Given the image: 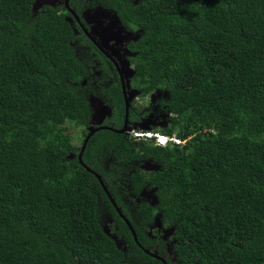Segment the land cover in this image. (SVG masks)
I'll list each match as a JSON object with an SVG mask.
<instances>
[{"label": "trees", "instance_id": "obj_1", "mask_svg": "<svg viewBox=\"0 0 264 264\" xmlns=\"http://www.w3.org/2000/svg\"><path fill=\"white\" fill-rule=\"evenodd\" d=\"M35 2L0 0V264H264V0H69L137 34L124 83L154 95L147 132L183 142L100 130L81 161L101 183L68 157L91 120L121 129L117 70L62 5ZM108 196L149 251L153 214L169 227L162 261Z\"/></svg>", "mask_w": 264, "mask_h": 264}, {"label": "rangeland", "instance_id": "obj_2", "mask_svg": "<svg viewBox=\"0 0 264 264\" xmlns=\"http://www.w3.org/2000/svg\"><path fill=\"white\" fill-rule=\"evenodd\" d=\"M85 21L87 22V24L89 25L90 31L88 33V35L92 38L95 37L96 35H98L99 33H103L104 38H102L100 36V46L104 49V51L109 54L111 57L116 58L117 61H119V58L115 57L113 55L114 51L113 49L107 48L106 47V43L108 40V37L111 39L110 43L112 41L117 42V45H122L124 43H126L129 39L134 40L137 37V34H135L134 32L130 31V30H126V29H121L120 26L118 25V21L116 19V17L106 11H102V10H98L96 11V9H92L89 11V9H87V14L85 16ZM117 50V49H116ZM119 52H121L122 48H118ZM117 50V51H118ZM121 69L124 71L125 69H123V67H121ZM126 71V70H125ZM124 71V72H125ZM154 95L146 97L144 99L141 100L140 97H138L137 99H134L131 106L135 107L136 111H139V114L143 111H145V109H147L150 105V101L153 100ZM92 103V111H94L96 109L97 103L94 102V99L91 100ZM153 112H158V110L156 109ZM159 112L155 114V116H153V121H155L156 119H159ZM91 122H95V120H91ZM147 124V120H142L138 123V127L141 129H144V131H147V127H149V124L146 126ZM67 131L69 132V134L71 136L74 137H78L79 136V132L77 130V128L69 126L67 128ZM126 134H130L131 136H137L139 137L141 134L137 131V130H132L129 129L126 131ZM80 140H75L74 141V145L76 147L80 146ZM144 195L143 198H153V190H149V191H144L142 193V196ZM109 223L106 225V231L109 229Z\"/></svg>", "mask_w": 264, "mask_h": 264}, {"label": "water", "instance_id": "obj_3", "mask_svg": "<svg viewBox=\"0 0 264 264\" xmlns=\"http://www.w3.org/2000/svg\"><path fill=\"white\" fill-rule=\"evenodd\" d=\"M58 4L62 5L75 19L76 21L78 22V18L77 16L75 15V13L72 11V9H70L69 7V0H36L35 2V6H49V7H56ZM84 33L88 36V38L94 42V40L86 33L85 30H83ZM94 44V43H93ZM95 45V44H94ZM96 46V45H95ZM97 47V46H96ZM104 55V57L106 59H108L112 64L113 66L115 67V69L117 70V74H118V77H119V81H120V84H121V92H122V97H123V103H124V121H123V125L121 127V129H113L109 126H103V125H100L101 121H102V118L104 116H101L100 117V120L98 121V125H97V122H96V125H90L86 128V135L82 141V144L80 146V150L79 152L74 155L73 153H70L69 155V159H73L74 157H76L77 161L79 162V164L82 165V167L89 171L90 173L94 174V176L96 177V179L99 181V183H101V180H100V177H98L94 172H92L86 165L83 164V162L81 161V158H82V155H83V152L85 150V146H86V143L88 142L89 138L96 132L100 131V130H108V131H111L113 133H117V134H126V131L130 129V127H128V113H129V109H130V104L131 102L136 98V96L138 95V92L133 90V89H129L128 87V84L127 83H124V79L126 78H129L132 76V70L129 68V63L128 61L126 60L125 58V54H120L119 51H116L118 57H120V60L119 61H115L111 58V56L109 54H107L104 50H102V48H100L99 46L97 47ZM121 67H123V69H125L124 71L121 69ZM128 89V90H126ZM105 109V108H104ZM103 115H109V112H104ZM141 129V128H140ZM148 129V127H147ZM146 129V130H147ZM144 130V129H143ZM104 190V188H103ZM109 197V196H108ZM109 200L113 206V208L115 209V211L118 213L120 219L125 223V225L128 227L131 235H132V238L133 240L137 243L138 245V242L136 240V236H135V233L130 225V223L128 222V220L124 217V215L120 212V210L116 207V205L114 204L113 200H111V198L109 197ZM105 233L107 235H109L108 231L105 230ZM168 232H166L167 234ZM139 246V245H138ZM140 247V246H139ZM143 251L149 255L150 253L143 249ZM159 260H161V258H159ZM162 261V260H161Z\"/></svg>", "mask_w": 264, "mask_h": 264}, {"label": "flooded vegetation", "instance_id": "obj_4", "mask_svg": "<svg viewBox=\"0 0 264 264\" xmlns=\"http://www.w3.org/2000/svg\"><path fill=\"white\" fill-rule=\"evenodd\" d=\"M58 5H60V4H58ZM90 11V10H89ZM86 14H87V10L86 11H84L83 13H81L80 14V18L78 19V25L80 26V28L82 29V30H86L85 28H84V25H85V27L87 26V28L89 29V26H88V24H87V22L85 21V16H86ZM79 20H81V22L79 21ZM84 24V25H83ZM87 33V32H86ZM88 34V33H87ZM100 36L102 37V38H104V35H103V33H99L98 35H96L95 37H92V39L94 40V42H92V43H94L97 47L99 46L100 48H102L101 46H100V42H101V40H100ZM108 40L109 41H107V45H106V47L107 48H110V49H113V50H115L114 51V53H113V55L115 56V57H117V58H119V60H120V57H118V55H117V53H116V51L118 50V48H122V50H121V52H119L120 54H125L126 52H127V50H126V48H124L125 47V44L126 43H124V44H122V45H117V42H115V41H112L111 43H110V38L108 37ZM117 49V50H116ZM102 50H104L103 48H102ZM119 51V50H118ZM113 60H115V61H117V59L116 58H113V57H111ZM149 108V107H148ZM147 108V109H148ZM147 109H145V111L147 110ZM145 111H143V112H141L140 113V121H142V120H147V124H146V126L148 125V124H151L152 122H154L153 121V118L151 119V116L150 115H145L144 114V112ZM154 110L152 109V112H153ZM148 114H150V113H148ZM100 119H98L96 122H97V125H98V121H99ZM103 120V122H104V119H102ZM96 122L94 123V122H92V123H90V125H96ZM102 122V121H101ZM89 125V126H90ZM146 190V189H145ZM148 191V190H147ZM144 192V191H143ZM142 192V193H143ZM142 193H141V195H140V198H139V200H141V201H143V202H146L150 207H152L153 206V204H154V202H155V199H154V195H153V198L151 197V198H149V199H147V198H143L144 197V195L142 196ZM137 201V200H136ZM156 215H158V214H153V221H151V222H149V224H147V228L145 229V231H143V234H144V236L152 243V246H151V249H150V251L147 249V248H144V247H142V246H140L139 244V246H140V248L143 250V249H145V250H147L149 253H150V257H152V258H156V259H159L160 257L159 256H157L156 254H157V251H156V249L158 248V246L160 245V242L163 244V246H164V248L166 249V251L169 249V246H170V242H171V235H170V231H169V227L168 226H163V224H162V222L159 220V217H156ZM157 218V219H156ZM166 232H168L167 234H166ZM111 235V234H110ZM112 240H113V242L115 243V245L116 246H118V247H120V246H123L124 245V247H126L127 246V244H126V242L121 238V237H119V236H117L115 233H113L112 234ZM137 240V239H136Z\"/></svg>", "mask_w": 264, "mask_h": 264}, {"label": "clouds", "instance_id": "obj_5", "mask_svg": "<svg viewBox=\"0 0 264 264\" xmlns=\"http://www.w3.org/2000/svg\"><path fill=\"white\" fill-rule=\"evenodd\" d=\"M130 129H132V128H130ZM132 130H134V129H132ZM142 131H144V130H142ZM141 135L139 136V137H144V138H148V137H145L144 136V134L145 133H147V131H145V132H139ZM148 133H150L151 134V136L148 138V139H153V142H154V144L155 145H158L157 144V141H156V139L158 138V137H161V138H165V140H166V142H165V144L164 145H159V146H165V145H167V144H172L171 142V140H170V138L171 137H166V136H163V135H161V134H159V133H151V132H148ZM130 135V134H129ZM132 137H135V138H137V136H132ZM172 137H174V136H172ZM176 138V137H175ZM181 142V141H180ZM175 145H179V144H175ZM116 247H118V246H116Z\"/></svg>", "mask_w": 264, "mask_h": 264}, {"label": "built area", "instance_id": "obj_6", "mask_svg": "<svg viewBox=\"0 0 264 264\" xmlns=\"http://www.w3.org/2000/svg\"><path fill=\"white\" fill-rule=\"evenodd\" d=\"M144 136L149 138V137L151 136V134L147 132V133L144 134ZM170 140L172 141V142H171L172 144H179V145H181V144L183 143V142H180V141H179L177 138H175V137H171ZM156 141H157V144H158V145H164L165 142H166L165 138H161V137H158V138L156 139Z\"/></svg>", "mask_w": 264, "mask_h": 264}]
</instances>
